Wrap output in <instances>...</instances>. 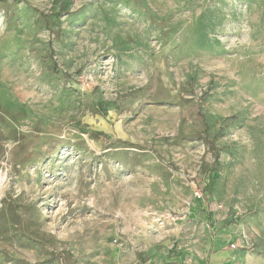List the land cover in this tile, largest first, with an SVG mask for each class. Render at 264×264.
<instances>
[{"label": "rangeland", "instance_id": "374dc122", "mask_svg": "<svg viewBox=\"0 0 264 264\" xmlns=\"http://www.w3.org/2000/svg\"><path fill=\"white\" fill-rule=\"evenodd\" d=\"M0 176V264H264V0H0Z\"/></svg>", "mask_w": 264, "mask_h": 264}, {"label": "crops", "instance_id": "0c3cea01", "mask_svg": "<svg viewBox=\"0 0 264 264\" xmlns=\"http://www.w3.org/2000/svg\"><path fill=\"white\" fill-rule=\"evenodd\" d=\"M247 233L250 234L248 226ZM254 241L261 245V247H264V245L261 244L262 239L256 238ZM216 244H218L217 241ZM230 253L231 252H229L228 250H219L216 252L214 251L213 253L207 254L205 256H200L198 260L190 264H236V262H238L240 258H243V256H231ZM247 255L252 256L249 252H247ZM177 260L179 264H188V256H179Z\"/></svg>", "mask_w": 264, "mask_h": 264}, {"label": "built area", "instance_id": "2783aa9c", "mask_svg": "<svg viewBox=\"0 0 264 264\" xmlns=\"http://www.w3.org/2000/svg\"><path fill=\"white\" fill-rule=\"evenodd\" d=\"M192 199L193 202H201L204 200V193L202 188H195V190L193 191V195H192ZM168 219L171 221V223L173 224H177V219L174 216L169 215ZM231 249L235 250L237 249L238 245L236 244H231Z\"/></svg>", "mask_w": 264, "mask_h": 264}, {"label": "bare ground", "instance_id": "6f19581e", "mask_svg": "<svg viewBox=\"0 0 264 264\" xmlns=\"http://www.w3.org/2000/svg\"><path fill=\"white\" fill-rule=\"evenodd\" d=\"M3 183H4V178L3 176L2 177L0 176V187L3 185Z\"/></svg>", "mask_w": 264, "mask_h": 264}]
</instances>
